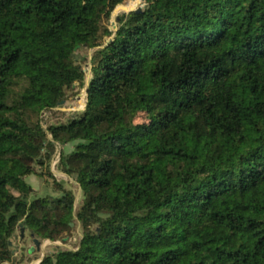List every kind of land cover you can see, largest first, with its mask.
Instances as JSON below:
<instances>
[{
  "label": "trees",
  "instance_id": "obj_1",
  "mask_svg": "<svg viewBox=\"0 0 264 264\" xmlns=\"http://www.w3.org/2000/svg\"><path fill=\"white\" fill-rule=\"evenodd\" d=\"M130 1L0 0V264L21 228L76 222L38 264H264V0H142L111 30ZM99 45L86 83L75 52ZM56 144L77 206L58 179L31 197Z\"/></svg>",
  "mask_w": 264,
  "mask_h": 264
},
{
  "label": "rangeland",
  "instance_id": "obj_2",
  "mask_svg": "<svg viewBox=\"0 0 264 264\" xmlns=\"http://www.w3.org/2000/svg\"><path fill=\"white\" fill-rule=\"evenodd\" d=\"M124 3L120 4L115 10H113L110 19L105 23L111 30H114V28L117 27L116 18L118 15L135 10L142 6V0H131L130 3L126 5H124ZM106 40L107 38H103L101 43L104 44ZM101 45L97 47H80L75 52L76 60H78V64L84 72L86 83L91 76V65L95 61L93 56ZM83 85L84 83L78 89L76 88L75 90L67 91V96L63 104H59V106L54 108L52 111L44 112L41 115V123L44 129H47V127L51 124L64 123L71 116L83 110L85 105H82V103L83 101H86V92ZM48 138L51 139L49 134ZM68 149L69 148L66 149V152H68ZM49 169L53 174L52 177H49L48 175L42 177L38 175H29L26 177V181L37 190L32 193L31 197L58 195V193L55 192L53 180L62 179L65 181L63 183L64 189L71 191L75 195V204L77 206L81 200L82 194L79 185L71 177L62 172L59 163L53 168L49 165ZM80 237L81 228L78 222L73 223L70 238L65 237L66 239L57 241H49L46 239L41 240L32 236V233L28 229H23V236L21 237V232L18 230L16 235L11 239L12 253L14 256L13 263L3 262L1 264H38L44 256L50 255L57 250L74 249L78 245ZM34 239L39 240L41 245L36 246Z\"/></svg>",
  "mask_w": 264,
  "mask_h": 264
},
{
  "label": "built area",
  "instance_id": "obj_3",
  "mask_svg": "<svg viewBox=\"0 0 264 264\" xmlns=\"http://www.w3.org/2000/svg\"><path fill=\"white\" fill-rule=\"evenodd\" d=\"M60 152H61V147L59 144H56L55 146V151H54V156L51 158L50 166L51 168L56 167L59 160H60Z\"/></svg>",
  "mask_w": 264,
  "mask_h": 264
},
{
  "label": "water",
  "instance_id": "obj_4",
  "mask_svg": "<svg viewBox=\"0 0 264 264\" xmlns=\"http://www.w3.org/2000/svg\"><path fill=\"white\" fill-rule=\"evenodd\" d=\"M119 6V5H118ZM118 6H116V8L118 7ZM115 8V9H116ZM114 9V10H115ZM117 30V27H115L114 28V31H116ZM75 59H76V56H75ZM86 98H87V91H86ZM65 101L63 100V101H61L60 102V104H63ZM65 181H61V184H63ZM62 195V194H61ZM71 226H73V223H71ZM20 232H21V237L23 236V228H21V230H20ZM32 236H33V234H32ZM64 239H66V238H64ZM10 244H11V242H9ZM34 243H35V245L36 246H39V245H41V242L39 241V240H36V239H34Z\"/></svg>",
  "mask_w": 264,
  "mask_h": 264
},
{
  "label": "crops",
  "instance_id": "obj_5",
  "mask_svg": "<svg viewBox=\"0 0 264 264\" xmlns=\"http://www.w3.org/2000/svg\"><path fill=\"white\" fill-rule=\"evenodd\" d=\"M72 146H73V145L70 143V144H66V145H64L63 148H64L65 152H66V149L69 148V149H68V152H70L71 149H72ZM66 153H67V152H66ZM58 180H59L60 184H61V181H64V180H62V179H61V180L58 179ZM62 185H63V184H62ZM33 189H34V188H33ZM36 191H37V190L34 189V192H36ZM53 193H54V192H53Z\"/></svg>",
  "mask_w": 264,
  "mask_h": 264
},
{
  "label": "bare ground",
  "instance_id": "obj_6",
  "mask_svg": "<svg viewBox=\"0 0 264 264\" xmlns=\"http://www.w3.org/2000/svg\"><path fill=\"white\" fill-rule=\"evenodd\" d=\"M86 94V93H85ZM86 100V99H85ZM86 102V101H85ZM85 102L83 101V103H82V105H85ZM85 107V106H84ZM84 107H83V109H84Z\"/></svg>",
  "mask_w": 264,
  "mask_h": 264
}]
</instances>
